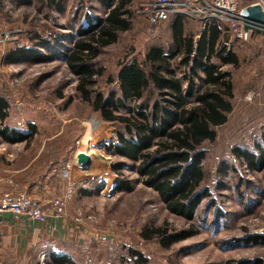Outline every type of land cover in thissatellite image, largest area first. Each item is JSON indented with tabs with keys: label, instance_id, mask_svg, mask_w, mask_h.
I'll list each match as a JSON object with an SVG mask.
<instances>
[{
	"label": "rangeland",
	"instance_id": "rangeland-1",
	"mask_svg": "<svg viewBox=\"0 0 264 264\" xmlns=\"http://www.w3.org/2000/svg\"><path fill=\"white\" fill-rule=\"evenodd\" d=\"M33 1L35 3L31 2V5L18 7L14 3L9 4L11 7L6 10V14L12 23H6L8 30L15 27L22 29L21 26L26 28L39 26L43 30L47 29L48 24L51 25L47 18L52 15L50 9L44 8L41 13H36V6L40 3ZM150 1L134 0L130 6L131 30L121 35L116 45L105 49L98 59L99 67L104 70L103 75L98 78V91L105 97L112 92L119 94L117 77L126 65L135 59L142 64L146 53L154 46L161 47L166 53L171 51L173 45L171 23L152 24L143 9ZM67 2L71 7L70 10L67 8L64 16L54 14L57 23L65 21L66 15L74 14L81 18L89 13L94 18L104 19L110 8L100 0ZM201 27L200 23L187 21L185 32L196 36L200 33ZM228 39L231 40L232 50L238 41L233 37ZM239 59V67L235 68L238 70L237 75L241 74L244 85L249 83L247 91L252 89L256 92L254 85L260 81L255 80V74L264 72V45L251 36L246 41L245 49L240 52ZM58 61L55 64L32 68V71H22L23 76H19L24 79L19 86L23 91L27 89V82L31 83L35 79L40 81L39 87L33 89L35 100L53 102L55 94L63 91L65 99L62 101L56 99L54 101L56 103H53L56 118L53 122L54 127L56 128L62 119H70L71 122L66 120L65 135L57 139L56 146L68 145L74 150L80 140L83 145V140L86 141L93 133H96L93 147L98 149L96 141L100 137L105 139L101 143L105 148L109 145L114 146L118 141L117 132H125L124 127L104 121L92 106L81 103L75 91L76 77L68 72L63 61ZM214 61L220 63L218 59ZM178 63L179 58L172 64L180 76L184 68H176ZM222 69L227 71L223 67ZM18 71L17 73H20ZM110 78L113 79L112 82H109ZM168 95L164 96L167 100L170 99ZM254 96L248 98L254 100L256 97ZM160 99V94L152 88L140 103H149L152 106ZM239 100L238 97L233 101L235 111L230 115L229 124L217 128L216 142L207 143L203 148L206 154L201 165L204 167L205 176L199 189H205L210 196L202 199L197 207L196 216L191 221L170 213L157 193L141 183L142 179L137 173L127 168L121 175L114 171L113 167L119 161L132 164L130 161L119 155L107 153L102 147L99 148L100 154L93 157L92 169L101 175L92 178L93 181L86 186L85 191L90 192V195L82 197V192L79 191L83 188H78L71 204L75 220L81 219L79 223L90 222L93 228L95 225L98 226L101 240L97 243L89 242L84 248L76 251L72 258L75 264H227L228 261L247 264L258 260L264 264V169H251L247 161L243 165L237 158L231 157L235 148L243 146L249 126H258L260 121L255 123L257 119L252 118L246 125L245 120L240 121L242 105L238 104ZM253 100L251 101L254 103ZM67 105L68 108L62 110ZM131 105L133 107L134 104ZM124 112L115 113L127 115ZM81 117L85 119L79 120ZM69 132L71 134L66 135ZM38 140L41 141L40 138ZM251 143L252 148L256 147L255 139ZM7 151L17 156L19 148L11 147ZM72 153H62L56 158H61L62 155L69 158ZM224 163L231 165L232 170L227 168L225 174H220L219 170ZM75 173L76 176L83 175L79 171ZM125 179L131 181L134 191L117 190L118 183ZM114 180H117V183L112 189ZM166 225L174 233L194 229L196 234L173 244L168 249L162 247L158 240L145 241L140 236L145 227ZM132 252L142 254L146 262L142 263L139 257L132 255Z\"/></svg>",
	"mask_w": 264,
	"mask_h": 264
},
{
	"label": "trees",
	"instance_id": "trees-1",
	"mask_svg": "<svg viewBox=\"0 0 264 264\" xmlns=\"http://www.w3.org/2000/svg\"><path fill=\"white\" fill-rule=\"evenodd\" d=\"M40 1L44 0L38 3ZM100 1L110 6L106 17L93 19L89 13L86 15L92 22H89L88 29L81 31L84 37L75 42L66 59L68 72L77 78L75 91L83 102L100 113L104 121L122 125L125 129V132H117L114 153L132 164L119 161L114 165V171L121 175L127 168L137 173L141 183L157 193L170 213L191 221L202 199L210 196L205 189H199L205 176L201 165L206 154L203 148L207 143L216 142L217 128L228 122V115L233 110L232 73L222 67L232 64L237 68L238 56L224 46L229 36L227 33L222 35L216 26L211 28L209 36H201L195 48L193 39L185 36L183 18H178L173 26L174 53L165 55L158 46L152 47L142 64L135 59L119 73V94L112 92L105 97L98 91V78L104 71L99 67L98 59L105 49L116 45L121 35L131 30L130 6L134 0ZM45 2L37 6V13L47 8ZM177 58L176 68H184L180 76L172 64ZM213 58L221 63L216 64ZM200 73L205 76L201 80L203 89L195 95L193 85L201 78ZM112 80L110 78L109 82ZM187 83L190 84L188 90L184 87ZM152 88L161 99L152 106L141 104ZM165 94H169L170 99L167 100ZM129 102L134 104L133 107ZM116 111H125L127 115ZM8 117V102L0 98V136L8 143L25 138L19 133L7 135L17 126L6 121ZM111 148L107 150L111 151ZM233 154L244 158L251 169H264V160L256 163L253 153L236 148ZM230 166L224 163L220 174H225ZM117 190L134 191L131 181L126 179L118 183ZM83 192L84 195L91 194ZM194 234V229L174 233L166 225L145 227L140 236L145 241L158 240L168 249ZM132 255L139 257L142 263L146 262L139 252H132ZM53 262L68 264L70 260L62 256ZM227 264L236 262L228 261ZM247 264L263 262L258 260Z\"/></svg>",
	"mask_w": 264,
	"mask_h": 264
},
{
	"label": "crops",
	"instance_id": "crops-1",
	"mask_svg": "<svg viewBox=\"0 0 264 264\" xmlns=\"http://www.w3.org/2000/svg\"><path fill=\"white\" fill-rule=\"evenodd\" d=\"M44 1L47 2V8L50 9L52 13L50 17H47L51 23V25L47 23V29L44 28L41 30L39 26L30 28L21 26L22 29H17L15 27L12 28V30H8L6 28V23H10L11 21L8 20L9 18L6 14V10L11 7L9 4L14 3L16 7H18L22 5H31V2H35L33 0H0V62L3 66L0 73V98L4 99L6 102L7 100L2 96L5 84L15 78H19L20 75L23 76L22 71H32V68L41 65L55 64V62H59L58 60L63 61L64 66L67 68L66 59L72 47L78 39L84 37L81 31L88 29L89 22H92V20L85 17V15L78 18L74 14L71 16L66 15L65 21L57 23L55 15L60 14V16H64L67 8L70 10L71 6L67 0ZM44 1L39 2L40 6ZM250 1L251 0H242V10L249 7ZM189 2L193 7L200 4L198 0H189ZM48 6H50V8ZM92 18L96 19L93 16ZM178 18H183L185 36L193 39L195 48L203 34L209 36L213 26H216L221 31L222 35L226 34L229 29V24L226 22H204L201 17L174 15L164 22L171 23L172 39L173 26ZM187 21L200 23L202 26L200 33L196 36L194 34H186ZM251 36L264 45L261 33L256 30H249L246 32V38L243 41L237 40L238 42H236V45L230 51L237 55L238 59L240 52L245 49L246 41H248ZM172 44L171 51L167 53L164 52L161 47L159 48L163 50L165 55H170L174 53L176 49L174 41ZM52 56L53 58L49 59ZM214 59L216 58H213V61ZM223 68L232 73L231 79L233 83V93L235 95L234 99L240 98L238 104L242 105L240 109L242 111L239 120H245L244 124L246 125L254 118L257 119L255 123L260 121V123L264 125V72L255 74V80H259L260 82L254 85L256 92H253L252 89L251 91H247L249 83L244 85V81L240 77L241 74L238 73L237 75L238 70H235L232 64H226ZM17 71L20 73H17ZM200 77V79L195 81V85H193V87H195V95L203 89L202 81L205 79V76L203 73H200ZM20 79L19 84L16 85V90L23 101L21 107L22 116L20 118L11 117L9 113V117L6 121L17 126L9 131L7 135L19 133L25 138L18 140V142L8 143L0 136V195L12 189V181V183L17 186V189L27 192L33 198L48 206L46 201L57 194H61L64 190L65 182L60 177V169L63 168L67 162L71 163V176L74 181L81 180L89 183L93 181L92 178L101 175L95 173L92 169L93 157L100 154V150L98 151V149L102 147L107 153L115 154L114 148L117 142H115L114 146L109 145V147L112 148L111 151H108L107 147L105 148V146L101 144L102 140L105 139L97 135L101 138L96 141L98 142V149L94 147V150L97 149L96 151H98L96 153L97 155L92 156L91 164L88 167L80 165L77 162V155L80 152L89 151V147L94 146L93 139L96 137V133L87 137L86 141L83 140V145L81 144L82 140H80L77 148H74V150L68 145L56 146V143H58L57 139L65 135V124L66 120H68L62 119L59 121L56 128L54 127L55 125L53 122L56 121V118L53 112L55 110L53 103H56L54 102L56 99L60 101L65 99L63 91L62 93L57 92L55 94V100H53V102L35 100L36 96L33 94V89L39 87L40 81L35 79L31 83L27 82V89L23 91L19 86L24 79ZM186 85H184V87L188 90L190 84L187 83ZM253 95L256 96H254V100L248 98V96L251 97ZM77 98L81 103L87 104L83 102L78 95ZM251 100L255 102L253 103ZM69 102L70 100L68 99L67 103L69 104ZM67 108L68 105L63 107L62 110ZM234 111L235 108L233 103V110L228 115V122L221 127L229 124L230 115L232 113L234 114ZM48 112H51V114L49 115ZM82 119L85 118H79L81 121ZM68 121L71 122L70 119ZM251 127L253 126H249V128ZM70 134L69 132L66 135ZM254 136L257 138L256 147H251L252 144L249 143L251 140L250 138L247 143H242L243 146L241 145V147H237V149H240L244 153L250 151L254 154L256 163H260L264 160V128L255 132ZM39 138L41 141L38 140ZM11 147L19 148L17 156L8 153L10 151L7 150ZM62 153L72 154L69 158L68 156L65 157L62 155L61 158L57 159L56 156H60ZM231 157H234V159L237 158L240 164H246L245 159L242 157L238 158L233 153ZM66 160L67 162H65ZM230 169L232 170V167H230ZM75 171H79L83 175L76 176ZM114 181L112 189L114 184L117 183V180ZM85 189L86 188H83L79 191L82 192V197L87 196L83 194ZM72 209L74 208L70 201L67 213L64 217H56L53 215V211H51V215L46 223L30 221L10 212L4 213L0 219V264H54L53 260L62 256L70 260L68 264L71 262L75 263L72 258L75 256L76 251L84 248L89 242H99L101 240L99 239L101 233L98 226L95 225L93 228L90 222H77L73 217L74 210L72 211Z\"/></svg>",
	"mask_w": 264,
	"mask_h": 264
},
{
	"label": "built area",
	"instance_id": "built-area-1",
	"mask_svg": "<svg viewBox=\"0 0 264 264\" xmlns=\"http://www.w3.org/2000/svg\"><path fill=\"white\" fill-rule=\"evenodd\" d=\"M200 4L193 7L189 0H151L143 7L144 13L153 25H161L174 15H190L201 17L204 22H226L229 24L227 34L238 41L246 38L244 22L241 19L242 0H198ZM249 6H259L264 13V0H251ZM228 37V38H229ZM229 40V39H228ZM226 41L224 46L230 50V41ZM0 62V73L2 71ZM20 78H15L7 82L2 91V96L8 102L11 117L20 118L22 116V97L16 90ZM264 128L262 123L251 127L246 132L245 143L251 138L249 143L257 141L255 132ZM253 144V143H251ZM91 157V156H90ZM92 158V157H91ZM61 179L65 182L64 192L57 197H52L45 203L33 198L27 192L17 189L11 181L12 189L0 195V219L4 213L10 212L16 216L30 221L46 223L53 211L56 217H64L68 210V204L72 200L78 188H86L87 181L77 182L71 176V163L67 162L61 169ZM77 222H81L79 219Z\"/></svg>",
	"mask_w": 264,
	"mask_h": 264
},
{
	"label": "water",
	"instance_id": "water-1",
	"mask_svg": "<svg viewBox=\"0 0 264 264\" xmlns=\"http://www.w3.org/2000/svg\"><path fill=\"white\" fill-rule=\"evenodd\" d=\"M241 19L244 22V30H256L261 33L264 41V13L259 6H249L242 10ZM92 158L86 152H80L77 155V162L88 167L91 164Z\"/></svg>",
	"mask_w": 264,
	"mask_h": 264
},
{
	"label": "bare ground",
	"instance_id": "bare-ground-1",
	"mask_svg": "<svg viewBox=\"0 0 264 264\" xmlns=\"http://www.w3.org/2000/svg\"><path fill=\"white\" fill-rule=\"evenodd\" d=\"M89 146V145H88ZM99 151V150H98ZM96 150H94V147L93 146H90L89 147V151H86V153L89 155V156H93V155H96V153L98 152ZM97 157V156H96Z\"/></svg>",
	"mask_w": 264,
	"mask_h": 264
}]
</instances>
